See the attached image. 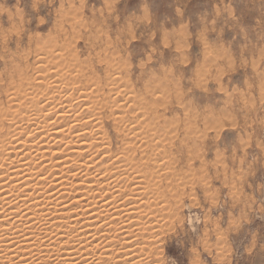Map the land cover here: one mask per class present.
I'll return each instance as SVG.
<instances>
[{
  "label": "rangeland",
  "instance_id": "1",
  "mask_svg": "<svg viewBox=\"0 0 264 264\" xmlns=\"http://www.w3.org/2000/svg\"><path fill=\"white\" fill-rule=\"evenodd\" d=\"M202 18L214 21L211 29ZM174 29L186 37L204 33L203 44L183 45L185 67L193 52L199 55L191 72L177 73L170 62L171 35L153 45L159 58L144 63L139 55L149 30L155 38ZM0 37L1 107L8 108L21 78L50 81L55 53L65 58L62 71L80 68L78 58L104 74L107 60H115L132 84L128 95L135 89L140 100H155L141 118L160 130L166 151L159 179L167 198L140 208L153 226L162 222L154 227L155 264H264V0H0ZM241 142L231 154L229 147ZM208 188L216 198L206 202L201 193Z\"/></svg>",
  "mask_w": 264,
  "mask_h": 264
},
{
  "label": "bare ground",
  "instance_id": "2",
  "mask_svg": "<svg viewBox=\"0 0 264 264\" xmlns=\"http://www.w3.org/2000/svg\"><path fill=\"white\" fill-rule=\"evenodd\" d=\"M55 55L50 81L19 78L21 102L0 106V264H155L156 224L140 209L167 198L160 130L141 118L155 100L128 95L115 60L100 74L74 56L80 68L62 71Z\"/></svg>",
  "mask_w": 264,
  "mask_h": 264
},
{
  "label": "snow or ice",
  "instance_id": "3",
  "mask_svg": "<svg viewBox=\"0 0 264 264\" xmlns=\"http://www.w3.org/2000/svg\"><path fill=\"white\" fill-rule=\"evenodd\" d=\"M225 13L227 15V9H225ZM145 19H146V17H145ZM50 21H51V19L49 18L48 22H50ZM33 22L38 23V24H45L46 23V21L40 17L38 19H36L34 17ZM128 22H129V18L127 16H124L123 17V23L125 26V30L130 32V29L128 28ZM133 23H135V21H133ZM202 23L205 26H207L209 29H211L214 21H212L211 18H202ZM232 23L234 26H239V22L236 19H234L232 21ZM169 35H171V38L173 39V44L169 48V52L171 54V61L170 62L175 66L176 72L180 73V72H191V71H193L197 67V64L199 61V55L197 52H193L192 55H193L194 59H193V64H192L191 68L185 67L184 61L181 59V57L184 54L183 45L186 44L189 39H191L194 44H203V42H204V33L203 32H195L194 31V33L191 37H186L185 35H183V33H180L174 29L171 34L160 31V32H158V34L154 38L151 31L149 30V32L146 36L141 37L142 41L144 42V46L139 49V55L142 57L143 62L147 63L149 60H151V58L153 56H157V58H159V53L156 51V49L153 47V45L159 46L160 41H161V37L163 36V37L167 38ZM2 39H3V37H0V40H2ZM28 39H29V37H28L27 33H25L23 36L22 43L26 44ZM130 39H135V37H130ZM237 56H238V59H241V62H242V57H240L239 53L237 54ZM141 66H143V64ZM262 134H264V126H262ZM242 146L243 145L241 142L240 144L230 146L228 150L231 154H234L237 151H241ZM201 198L204 199L206 202L209 200H214L216 198L214 190L211 188H208L206 194L201 193ZM261 203H264V198L261 199ZM260 243L262 245H264V235H261ZM193 252L195 254V249L193 250ZM169 264H171L170 261H169Z\"/></svg>",
  "mask_w": 264,
  "mask_h": 264
}]
</instances>
